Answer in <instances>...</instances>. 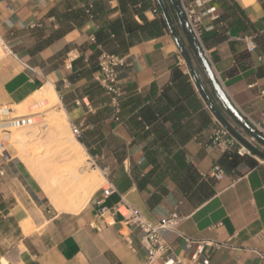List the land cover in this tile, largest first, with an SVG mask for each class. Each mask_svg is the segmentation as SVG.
<instances>
[{"label": "crops", "instance_id": "crops-1", "mask_svg": "<svg viewBox=\"0 0 264 264\" xmlns=\"http://www.w3.org/2000/svg\"><path fill=\"white\" fill-rule=\"evenodd\" d=\"M185 1L208 27L200 44L224 92L250 123L261 121L264 0ZM160 18L157 0H0V106L33 110L34 93L51 85L87 162L106 179L79 212H59L1 147L0 264H143L129 207L150 221L184 216L179 230L191 242L165 236L168 255L184 264H264V162L211 145L220 123L167 27L150 25ZM101 51L130 61L118 120L98 81Z\"/></svg>", "mask_w": 264, "mask_h": 264}, {"label": "built area", "instance_id": "built-area-1", "mask_svg": "<svg viewBox=\"0 0 264 264\" xmlns=\"http://www.w3.org/2000/svg\"><path fill=\"white\" fill-rule=\"evenodd\" d=\"M180 3L195 38L201 43L202 32L204 29L208 28L203 26L202 15L197 12L195 5L191 2L180 0ZM214 18H216V16ZM247 47L249 50H252L254 48V42L248 40ZM68 59L69 61H72L73 57H68ZM129 65L130 61L127 56L105 51H101L98 56V81L110 97V105L113 109L115 120H118V114L121 107V76ZM262 95L264 96L263 91ZM10 110L11 109L7 106H0V116L3 117L9 115ZM251 124L264 135V119ZM71 132L75 136H79L80 134V130L76 125L71 126ZM240 134L243 135L241 132ZM243 136L252 146L264 151V146L255 138L247 133ZM210 142L213 147L218 149L221 154L225 156H251L255 157L259 162H264L263 159H260L248 147L241 144L235 137H233L221 124L211 132ZM215 170L220 171V167L216 166ZM104 210V208L101 209V214L104 213ZM128 210L129 216L125 219V223L135 227L141 232V243L144 246L146 253V258L143 264H184L180 258L168 255V245L165 240V236L168 233L176 232L186 243L191 242L190 239L179 230V225L184 219V216L178 210L171 212L167 216L161 217L157 221L146 219L135 207H129ZM199 243L202 245L205 242L200 241ZM197 262L205 264L207 263V259L202 258L201 261L197 260Z\"/></svg>", "mask_w": 264, "mask_h": 264}, {"label": "bare ground", "instance_id": "bare-ground-1", "mask_svg": "<svg viewBox=\"0 0 264 264\" xmlns=\"http://www.w3.org/2000/svg\"><path fill=\"white\" fill-rule=\"evenodd\" d=\"M2 56L3 51L0 47V57ZM34 99L43 107H51L59 102L58 94L51 85H46L38 89L34 93ZM24 106V103L13 105L15 109L20 107L24 108ZM46 122L49 123L50 126L43 129L42 127L46 125ZM65 122L66 116L61 109L51 111L48 118L42 123L31 122L21 125L19 122H13L5 125L8 126L6 130L13 133L11 137H14L17 144L20 145L18 146L20 148L16 149L17 153L15 156L24 161L30 167L31 171L38 172L39 177L41 178V187L44 188L47 198L55 209L59 212L77 213L90 199V196L105 183L106 179L99 168L92 169L89 172L86 171V168L83 166V155H86L85 151L75 137L68 130H65L67 129L64 125ZM35 128H37V130H35ZM37 134H41L46 138H50L53 135H61L58 140L65 144V151L61 156L71 157V160L74 159L75 161V166L72 169H63L64 171L60 174L57 173L52 177H49V185H46L44 180L45 173L47 172V169L44 168L46 164L43 166V164L48 161V158L45 157V155L40 157L35 156L34 154L28 153L27 148H21L25 145L24 139L31 138ZM11 142L12 141H10V143ZM2 146H0V148ZM4 150H6V148L3 147L2 151ZM82 152L83 154H81ZM46 180H48V178H46Z\"/></svg>", "mask_w": 264, "mask_h": 264}, {"label": "water", "instance_id": "water-1", "mask_svg": "<svg viewBox=\"0 0 264 264\" xmlns=\"http://www.w3.org/2000/svg\"><path fill=\"white\" fill-rule=\"evenodd\" d=\"M176 19L174 22L167 3L165 0H157L163 19L167 29L173 37L175 43L183 54L189 73L198 88L203 100L219 121V123L241 144L248 147L256 156L264 160V151L252 146L243 135L240 134L238 128L244 130L247 134L255 138L264 146V135L260 133L234 106L229 97L221 87L216 75L214 74L209 61L207 60L201 44L195 38L181 7L180 0H168ZM178 27V28H177ZM192 52L205 80L212 92L214 98L210 95L205 87L200 74L195 67L188 49Z\"/></svg>", "mask_w": 264, "mask_h": 264}, {"label": "rangeland", "instance_id": "rangeland-1", "mask_svg": "<svg viewBox=\"0 0 264 264\" xmlns=\"http://www.w3.org/2000/svg\"><path fill=\"white\" fill-rule=\"evenodd\" d=\"M0 47H1V50L3 51L1 45H0ZM24 105H25L24 108L20 107L17 109H15V107H13V106L9 107L11 109L9 115L3 116V117L0 116V121L2 123H5V124H11L13 122H19L21 125H25L26 123L28 124L31 122L42 123L45 119L48 118V115L51 111L58 110L56 104L52 105L51 107H43L42 105H38L37 107H35L36 110L35 109L32 110L31 108H29L28 105L26 106V104H24ZM16 114H18V115H16ZM65 123H64V125L67 128L65 130H68L71 133V130H70L68 124L67 123L65 124ZM49 126H50V124L46 122V125L42 128L46 129ZM3 127L4 128L0 129V142H1L0 146L3 145L2 148L3 147L6 148V151H9L12 155L15 156L17 153L16 149L20 148V147H18L20 145L17 144L14 137H11L13 135V133L6 130L8 126L3 125ZM37 128H35V130H37ZM40 135L41 134H37L31 138L24 139L25 145H23L21 148H27V152L34 154L35 156L40 157L42 155H45V157L48 158L47 159L48 161L45 162L43 164V166L46 164L44 166V168L47 169V172L45 173L44 180H45V184L49 185V183H50L49 177H52L53 175H55L57 173L60 174L61 172H63L67 168L72 169L75 166L74 165L75 161H74V159L71 160V157L61 156L64 154V151H65L64 150L65 144L61 143L60 140H58V138L61 135H53L50 138L49 137L46 138L45 136H42V135L40 136ZM10 141H12V142L10 143ZM81 154H83V152ZM85 156L86 155H83V158H84L83 166L86 168V171L89 172L92 169H96V168H92L90 163L87 162ZM50 161H52V162H50ZM17 162H18V168H19L20 172L23 174L24 180L27 182V185L29 187H31L40 196H44L46 201L49 202L51 207H52L51 202L49 201V199L46 196L44 188L41 187L42 186L40 183L41 178L39 177L38 172L31 171L30 167L24 161H22V160L20 161L19 158H17ZM45 177L48 178V180H46Z\"/></svg>", "mask_w": 264, "mask_h": 264}, {"label": "trees", "instance_id": "trees-1", "mask_svg": "<svg viewBox=\"0 0 264 264\" xmlns=\"http://www.w3.org/2000/svg\"><path fill=\"white\" fill-rule=\"evenodd\" d=\"M262 6H263V8H264V1L262 2ZM157 24H160L162 27H164V28H166L167 26H166V23H165V21H164V19L163 18H160L159 20H156V21H153V22H151L150 23V25L152 26V27H156L157 26ZM130 27V26H129ZM138 27H141L140 25H134V28H138ZM263 37H264V34H263Z\"/></svg>", "mask_w": 264, "mask_h": 264}]
</instances>
